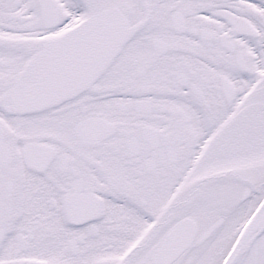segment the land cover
I'll return each instance as SVG.
<instances>
[{
    "label": "snow or ice",
    "instance_id": "6c2138e0",
    "mask_svg": "<svg viewBox=\"0 0 264 264\" xmlns=\"http://www.w3.org/2000/svg\"><path fill=\"white\" fill-rule=\"evenodd\" d=\"M0 264H264V0H0Z\"/></svg>",
    "mask_w": 264,
    "mask_h": 264
}]
</instances>
